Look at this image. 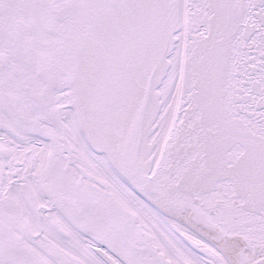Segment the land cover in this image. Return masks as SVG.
<instances>
[{"label":"snow or ice","instance_id":"snow-or-ice-1","mask_svg":"<svg viewBox=\"0 0 264 264\" xmlns=\"http://www.w3.org/2000/svg\"><path fill=\"white\" fill-rule=\"evenodd\" d=\"M0 264H264V0H0Z\"/></svg>","mask_w":264,"mask_h":264}]
</instances>
